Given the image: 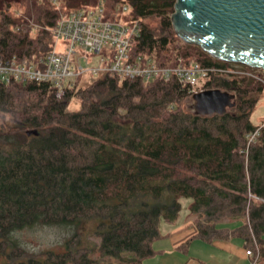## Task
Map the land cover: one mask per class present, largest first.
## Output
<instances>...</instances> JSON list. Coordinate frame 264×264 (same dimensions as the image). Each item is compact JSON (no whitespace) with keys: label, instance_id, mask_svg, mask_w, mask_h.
<instances>
[{"label":"trees","instance_id":"1","mask_svg":"<svg viewBox=\"0 0 264 264\" xmlns=\"http://www.w3.org/2000/svg\"><path fill=\"white\" fill-rule=\"evenodd\" d=\"M11 1L0 0V59L28 60L50 48L59 10L99 0H23L12 11ZM173 3L104 0V8L113 17L127 4L124 18L139 22L133 52L159 66L177 56L227 66L177 36ZM31 16L40 29L27 25ZM90 75L60 95L48 81L0 80V264H149L160 222L183 210L207 217L197 222L207 238L226 216L241 220L244 239L254 231L260 243L255 264H264V124L255 141L245 136L259 124L250 113L262 84L209 72L202 84L233 92L235 105L201 116L182 105L189 86L176 80ZM72 96L79 108H69ZM48 225L60 232L56 248L32 250L20 236Z\"/></svg>","mask_w":264,"mask_h":264},{"label":"built area","instance_id":"2","mask_svg":"<svg viewBox=\"0 0 264 264\" xmlns=\"http://www.w3.org/2000/svg\"><path fill=\"white\" fill-rule=\"evenodd\" d=\"M127 4H123L113 13V17L106 16L104 0L93 5L79 8L59 10L51 31L52 43L40 57L26 60L17 56L0 59V80L11 82L15 80L48 81L60 95L63 87L73 86L85 74L95 75L104 72L117 78L144 79L146 81L159 78L165 81L176 80L189 86L190 96L196 91L206 88L202 83L206 81L209 72H220L225 75H247L260 79L264 83V72L260 75L250 68L244 70L238 66L241 63L229 62L227 66L207 65L199 61L185 60L177 56L174 65H160L139 52H133V39L139 30L136 19H125ZM27 23L32 29L38 30L34 20ZM98 56V65L83 66L80 60L88 63L91 57ZM247 66V65H246ZM249 67V66H247ZM264 120L255 130L245 134L247 145L256 140L259 129ZM253 254L251 248L245 250V255ZM253 264L256 258L253 259Z\"/></svg>","mask_w":264,"mask_h":264},{"label":"water","instance_id":"3","mask_svg":"<svg viewBox=\"0 0 264 264\" xmlns=\"http://www.w3.org/2000/svg\"><path fill=\"white\" fill-rule=\"evenodd\" d=\"M172 6L173 31L185 43L211 58L264 72V0H174ZM191 98V110L201 116L223 114L235 105L234 93L219 87L198 90Z\"/></svg>","mask_w":264,"mask_h":264},{"label":"crops","instance_id":"4","mask_svg":"<svg viewBox=\"0 0 264 264\" xmlns=\"http://www.w3.org/2000/svg\"><path fill=\"white\" fill-rule=\"evenodd\" d=\"M174 222L160 226L162 235L155 238L153 254L145 257L149 264H251L244 255L250 239H244L241 220L214 223L209 238L201 235L195 217L182 212ZM213 227V229H214Z\"/></svg>","mask_w":264,"mask_h":264},{"label":"rangeland","instance_id":"5","mask_svg":"<svg viewBox=\"0 0 264 264\" xmlns=\"http://www.w3.org/2000/svg\"><path fill=\"white\" fill-rule=\"evenodd\" d=\"M9 10H13V9H19V10H22V9H25V6H24V1L23 0H12L11 1V4L9 6ZM31 20H34L33 19V16H31L29 18V20L27 21V23H30L32 22ZM35 21V20H34ZM178 36V35H177ZM179 37V36H178ZM180 38V37H179ZM181 39V38H180ZM192 44V43H190ZM98 56L97 55H94L91 57V60L88 61V63H85L84 60H80V63L83 65V66H91V65H98ZM239 68H243L244 70L250 68V67H247L246 65L242 64L240 66H238ZM252 70H255V73H258L260 75H262L263 73L261 72L262 69L260 68H250ZM94 76V75H93ZM92 76L90 74H85L83 78H81V81L83 80H87V79H90ZM251 77V76H250ZM255 78V77H254ZM253 78V79H254ZM257 79V78H255ZM258 82H260L262 84V90L257 93V95L259 96V99L255 105V108H253L254 110H252V112L250 113V122L253 123L254 125L255 124H258V123H261V120L263 121L264 120V83L260 80V79H257ZM208 88V87H206ZM79 98L77 96H72L71 99H69V108H79L80 106V103H79ZM192 101V98L191 97H188L187 98H183L182 100V105L187 109L191 110L192 108L190 107V103ZM237 158H238V154L236 155ZM189 200L187 199H183V204L185 202H188ZM246 202V205L248 207V200L245 201ZM226 203V202H225ZM247 207H246V210H245V214H244V217H245V221L247 220L248 218V215H246L247 213ZM184 211V210H183ZM214 213H210L208 214V216L212 215ZM189 215L191 217H195V220L197 222H206V219L207 217H203V215L201 216H196L197 214H190ZM215 215V214H214ZM211 217H214V216H211ZM224 216H222V218H224ZM227 218V216L225 217V219ZM177 219H179L178 217H176V219L174 221H176ZM172 221V222H174ZM208 221V220H207ZM169 222V221H167ZM165 221V223H167ZM164 221H161L160 222V226L161 224H163ZM171 223V222H169ZM198 224V223H197ZM251 223H249L248 225L250 226ZM248 226V227H249ZM162 228V226H161ZM250 228V227H249ZM248 228V229H249ZM252 230V228H250ZM253 231V230H252ZM21 238H23V241H25L26 245L29 246L30 249L32 250H35V249H43V248H48V247H53V248H56L57 246V242L61 240V236H60V232L58 230V228H56L55 226H49L48 227H45V226H39V227H35L34 229L32 228H29V229H26L24 231L21 232L20 234ZM250 248H251V251H253L254 253L252 254H247L246 256H248L251 260V264H253V259L256 258V263H261V259L263 258L262 255H261V247H260V243L257 242V236L255 235L254 231L252 233H250ZM59 247H57L58 249ZM247 248H249V246H247ZM245 248V250L247 249ZM60 249V248H59ZM245 255V254H244Z\"/></svg>","mask_w":264,"mask_h":264}]
</instances>
